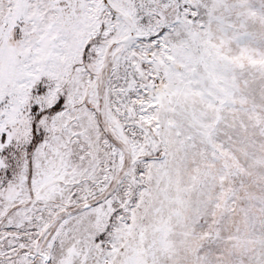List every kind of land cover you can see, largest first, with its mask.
Listing matches in <instances>:
<instances>
[{"label":"snow or ice","instance_id":"6c2138e0","mask_svg":"<svg viewBox=\"0 0 264 264\" xmlns=\"http://www.w3.org/2000/svg\"><path fill=\"white\" fill-rule=\"evenodd\" d=\"M0 264H264V0H0Z\"/></svg>","mask_w":264,"mask_h":264}]
</instances>
